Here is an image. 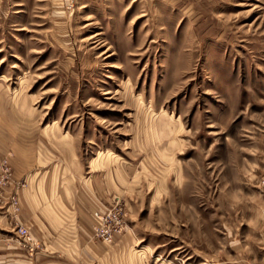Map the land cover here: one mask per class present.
<instances>
[{
    "label": "rangeland",
    "instance_id": "obj_1",
    "mask_svg": "<svg viewBox=\"0 0 264 264\" xmlns=\"http://www.w3.org/2000/svg\"><path fill=\"white\" fill-rule=\"evenodd\" d=\"M0 254L264 264V0H0Z\"/></svg>",
    "mask_w": 264,
    "mask_h": 264
},
{
    "label": "crops",
    "instance_id": "obj_2",
    "mask_svg": "<svg viewBox=\"0 0 264 264\" xmlns=\"http://www.w3.org/2000/svg\"><path fill=\"white\" fill-rule=\"evenodd\" d=\"M42 180H43V183H44V178L42 177ZM39 182H40V177H35V178H33V180H31V182H29V184H28V186H27V188L24 190V191H22L23 193H22V199H24V197H26L27 199H29L30 200V196L29 195H32L31 193H30V191H33L34 190V188L36 189V187H37V185L39 184ZM42 182V181H41ZM44 186H45V183H44ZM34 194V193H33ZM45 195H47V193H44ZM37 196H38V199L39 200H42V201H44V198H43V196L41 195V193L39 192V193H37ZM53 198V197H52ZM50 199V201L51 200H53V199ZM56 198V197H55ZM46 200H49V196H46ZM43 207H44V205H43ZM36 209V208H35ZM50 209L52 210V208L50 207ZM36 210H38V209H36ZM37 214H39V213H37ZM6 261H7V258H6V256H5V254H0V264H6Z\"/></svg>",
    "mask_w": 264,
    "mask_h": 264
},
{
    "label": "built area",
    "instance_id": "obj_3",
    "mask_svg": "<svg viewBox=\"0 0 264 264\" xmlns=\"http://www.w3.org/2000/svg\"><path fill=\"white\" fill-rule=\"evenodd\" d=\"M20 231V234H22L23 236H26L27 238H29V232H28V229L26 227H21L19 229ZM30 249H32V246L30 247Z\"/></svg>",
    "mask_w": 264,
    "mask_h": 264
}]
</instances>
